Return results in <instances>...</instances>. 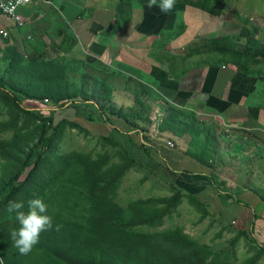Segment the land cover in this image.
<instances>
[{
  "label": "crops",
  "instance_id": "obj_1",
  "mask_svg": "<svg viewBox=\"0 0 264 264\" xmlns=\"http://www.w3.org/2000/svg\"><path fill=\"white\" fill-rule=\"evenodd\" d=\"M185 1L176 0L171 12L161 13L157 7L148 9V0H32L29 8L21 10L30 19V26L39 19L42 7L52 14L45 5L55 3L58 10L45 29L30 27L18 32L21 40L34 38L49 45L52 58L71 62L79 71L74 76H89L85 79L91 86L96 83L99 93L110 90L117 112L122 109L130 113L140 97L146 110L155 103L165 107V102L213 127L219 142L215 161L207 168L186 154L191 141L187 135L176 137L178 147H169L172 136L155 132L152 123L137 121L149 132L143 135L148 147L144 152L137 146L142 134L132 131L118 116H110L113 124L106 123L93 101L66 104L63 110L50 108L56 110V124L66 120L85 125L104 138L120 142L137 162L144 158L162 163L160 168L175 178L179 189L210 206L225 223L253 231L254 243L264 248V65L253 67L246 76L236 71L228 56L188 55L185 51L197 39L238 35L239 19L249 17L237 6L220 7L217 0H189L204 1L210 9L223 12L216 18L186 6ZM147 99L154 103H147ZM101 103L108 114L110 102ZM227 145L228 149L223 148ZM208 173L225 181L240 202H223L219 190L203 177Z\"/></svg>",
  "mask_w": 264,
  "mask_h": 264
},
{
  "label": "rangeland",
  "instance_id": "obj_2",
  "mask_svg": "<svg viewBox=\"0 0 264 264\" xmlns=\"http://www.w3.org/2000/svg\"><path fill=\"white\" fill-rule=\"evenodd\" d=\"M223 1L224 4L221 1L219 2L220 7L229 8L232 6L234 8V6H237L242 15L249 17L247 25H250L258 42L264 45V33H261L260 28L264 16V0ZM45 6L51 8L52 14H54V10L56 12L58 10L55 3L52 6ZM38 13L39 19L37 17L32 26L23 28L24 31H27L30 27L38 31L39 28L45 29L46 26H49L48 22L53 15L46 11L45 7H42ZM1 29L6 30L10 38L7 41V39L0 36V79H3L5 78L3 71L7 64L4 56L7 54V50L16 47L23 61L26 62L34 50L33 45L41 47L44 42L42 40L35 41L34 38H32V41L21 40V33L18 32L19 29L16 28L15 23L0 13ZM26 64V68H29V63ZM73 78L75 85L81 86L89 99L98 97V85L94 83L91 86L87 81L89 76L86 75L83 79L80 74L73 76ZM32 82L39 81L33 80ZM19 97L25 100L23 96ZM13 98L14 96L7 86L5 90L0 89V190L18 171L27 154L37 156L41 147V142H39L41 116L46 117L48 110L52 108L51 101L48 99H43L42 104L34 101H24L26 109L33 112V115H28L12 106L10 101ZM146 101L149 104L154 103L152 100L148 101L147 99ZM28 102L35 103L37 107H28V104H26ZM95 102L97 103V100ZM163 104L165 107L155 103L149 106V110L143 111L142 108L140 109V117L142 119L148 118L151 121L150 123L154 124L155 132H158V128L165 117L167 105L165 102ZM109 105L110 108H114L112 101ZM152 115L155 116L154 119ZM110 116L113 117V115ZM150 117L152 120L149 119ZM64 122V125L57 129L51 147L34 174L27 179L28 173L36 168L34 164H31L26 169L27 171L21 174L15 195L0 202V259H2L3 264H52L43 241L45 243L50 242V245L58 246L63 251V253L53 254L59 264H75L68 261L69 257L73 258L75 256V253L68 252V247L73 249L80 247L81 249L86 246L81 242L84 238H81L80 235H78V242L72 240L73 231L79 225L86 227V232L90 227L92 229L97 228L92 226L93 222L90 219L92 212L91 203L88 199L90 188L84 182L87 174L85 164L82 162L85 159L96 162L92 165H100V171L96 175L99 174L104 180L98 179L99 184L97 186H101V188L100 191H95L94 195H109L112 203L123 210L139 200L166 199L176 192H180L179 203L172 205L170 210L162 215L160 221L155 220L153 223L139 226L137 228L139 231L145 233L180 231L189 243L192 241L196 246L205 248L203 258L206 264H264V254L258 244L251 242L240 234L235 225L225 223L213 213L210 206L201 204L194 198L193 194L179 189L175 178H172L170 174L163 171V168H160L162 163H153L149 160L146 165L147 162L144 158L134 164L129 163L120 148L121 145L106 141L103 135L100 136L96 130H90L85 125L82 127L71 121L65 120ZM147 134H149L148 131ZM152 136L155 137V133L154 135L152 133ZM172 137L170 139L172 147L176 148L178 147V137ZM217 142H219L218 137ZM183 146L185 149V145L181 144V147ZM223 148L228 149L229 145L223 146ZM216 153L217 150L215 149L212 154V162L215 161ZM32 159L33 157L30 162ZM109 169L111 170L108 171ZM106 172H108V177L105 176ZM120 173L122 174L119 182L112 192L106 194L102 191L108 183L107 180L110 178L114 180V177ZM34 198H42L47 204V214L53 219V229L42 232L39 242L33 247L32 251L27 255H21L18 249L13 246L10 236L11 230L18 228L19 225L15 220V213H8L6 207L9 201H23L25 204L24 210L27 211V201ZM164 206L163 203L156 204V208L160 210ZM61 221L69 224L67 234L62 230H55V226L59 225ZM87 234L91 235L88 232ZM48 238L50 239L48 240ZM186 251L194 258V254L189 249ZM187 253L177 251V249L167 251L165 255L162 256L161 254L162 261L159 264H171L174 257L178 255L185 256ZM80 257L82 258L81 255ZM178 264H187V262L182 260L178 261Z\"/></svg>",
  "mask_w": 264,
  "mask_h": 264
},
{
  "label": "trees",
  "instance_id": "obj_3",
  "mask_svg": "<svg viewBox=\"0 0 264 264\" xmlns=\"http://www.w3.org/2000/svg\"><path fill=\"white\" fill-rule=\"evenodd\" d=\"M130 1L120 0V2L124 3H129ZM218 1L220 2V0H217V5L219 4ZM185 4L186 6L190 5L201 9L203 12L216 18H219L221 15L223 16V12L214 7L210 9L204 1L193 2L186 0ZM232 14L235 15V13ZM243 19H239L241 30L238 35L197 39L186 48V54L216 53L225 55L231 59L238 73L246 76L249 75L253 67L264 65V45L260 44L254 37L250 26L247 25L248 19ZM261 24V31L264 33V17H262ZM8 39L10 38L8 37L7 41ZM33 49L32 54L28 57L29 60L26 62L23 61L16 47L7 50V54L4 56L7 64L3 71L5 78L0 79V89L5 90L7 86L12 92L14 98L10 102L15 109L25 114L33 115V112L27 110L24 106V101H34L42 104L43 99H48L51 101L52 108L59 110L71 102H94L97 100V103H95L99 106L102 116H105L106 123L113 124L110 115L118 116L131 126L132 131L141 133L142 136L147 134V131L136 123L137 121H142L144 124H150L148 118L142 119L140 117V109L146 110L140 97L136 98V107L130 113H123L122 111L116 113L114 108H110L107 114L105 112L106 106L101 102H111L110 90L104 89L102 93H99L98 97L89 99L81 86L75 85L73 76L79 72L78 68L73 67L71 62H63L59 58H52L50 46L46 43H42L41 47L33 45ZM26 63H29V68H26ZM33 80H38L39 82H32ZM34 86H36L35 89H33ZM19 96H23L25 100H22ZM54 109H49L46 117L41 116L39 136L41 147L38 150L37 156L35 157L33 154L26 155L18 171L2 186L0 190V202L15 195L21 174L25 173L31 164H34L36 168L28 173L27 179L34 174L51 147L57 129L64 125L65 120L59 124L54 123L56 112ZM88 120L95 122L90 117ZM158 132L177 137L183 135L189 136L191 141L186 154L207 168L212 166V154L215 152V149L217 150V137L214 133V128L199 122L193 114L167 105L165 117L158 128ZM142 139L137 146L142 151L147 152L148 147L145 143V137L143 136ZM105 140L120 145V142L108 137H105ZM120 148L126 155L129 163H136V160L130 156L123 146H120ZM32 157L33 159L30 162ZM86 160L82 161L85 164L87 174L85 177L86 181L84 180V182L90 188V193H88V199L92 207L90 219L93 222L92 226H96L97 228L92 229L90 227L87 230L91 235H88L85 231L86 227L80 225L78 226L79 229L77 228L73 231L72 240L78 242V235H80L81 238H84L81 242L86 247L81 249L80 247L76 249L68 247V252L75 253L73 258H68L69 262L75 264H159L162 261L161 254L163 256L167 251L174 249L187 253L186 250L189 249L194 254V258L188 253L185 256L178 255L171 260V264H178V261L182 260H185L187 264H206L203 258L205 248L196 246L190 240L191 243H189L180 231L171 233H145L137 229L139 226L153 223L155 220L160 221L162 215L168 212L172 205L179 203V191V193L176 192L166 199L139 200L128 206L126 210H123L112 203L109 195H94V192L100 191L101 188V186H97L99 184L98 179L103 180V178L99 174L96 175L100 171V165H92L96 164V162ZM121 174L114 177V180L108 179V183L103 187L102 191L110 194L119 182ZM182 174L191 173L183 171ZM105 176L108 177V172H106ZM203 177L207 180L208 184L213 185L219 190V196L223 202L229 200L240 202L238 194L230 191L226 187L225 181L220 180L213 173H208ZM194 198L196 197L194 196ZM196 200L203 204L200 200ZM160 203L165 205L162 210L156 208V204ZM59 225L61 226L60 230L66 234L69 232V224L61 221ZM238 232L251 242H255L254 237H252L253 231L239 230ZM43 244L47 247L46 252L48 257L51 258V263L59 264L53 254L63 253V251L58 246L50 245V242L45 243L43 241ZM260 250L264 254V248H260Z\"/></svg>",
  "mask_w": 264,
  "mask_h": 264
},
{
  "label": "clouds",
  "instance_id": "obj_4",
  "mask_svg": "<svg viewBox=\"0 0 264 264\" xmlns=\"http://www.w3.org/2000/svg\"><path fill=\"white\" fill-rule=\"evenodd\" d=\"M176 0H148L147 8L157 7L161 13L172 11ZM23 201H9L6 207L8 213H15V220L19 227L10 232L13 246L18 249L19 254L27 255L39 242L42 232L53 229V219L48 215V206L42 198H34L27 201V211L24 210ZM60 225L55 226L59 231ZM0 264H3L0 259Z\"/></svg>",
  "mask_w": 264,
  "mask_h": 264
},
{
  "label": "built area",
  "instance_id": "obj_5",
  "mask_svg": "<svg viewBox=\"0 0 264 264\" xmlns=\"http://www.w3.org/2000/svg\"><path fill=\"white\" fill-rule=\"evenodd\" d=\"M32 4V0H0V13L13 21L16 28L19 30H24L23 28L29 27L31 21L29 18L21 14V10L24 8H29ZM0 36L4 39L9 37V34L6 30H0ZM169 147H172L170 141L167 142Z\"/></svg>",
  "mask_w": 264,
  "mask_h": 264
},
{
  "label": "bare ground",
  "instance_id": "obj_6",
  "mask_svg": "<svg viewBox=\"0 0 264 264\" xmlns=\"http://www.w3.org/2000/svg\"><path fill=\"white\" fill-rule=\"evenodd\" d=\"M244 20V19H243ZM45 21V20H44ZM47 21V20H46ZM65 23V22H64ZM27 36V35H26ZM25 47V46H24ZM101 90V89H100ZM41 112V111H40ZM48 114V113H47ZM151 122V121H150ZM82 123V122H81ZM113 132V131H112ZM108 141V140H107ZM148 143V142H147ZM189 149V148H188Z\"/></svg>",
  "mask_w": 264,
  "mask_h": 264
}]
</instances>
